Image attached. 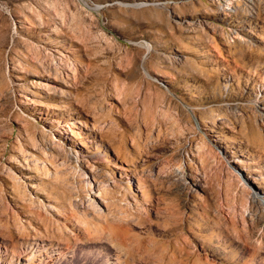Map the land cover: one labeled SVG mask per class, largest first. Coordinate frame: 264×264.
<instances>
[{
	"label": "rangeland",
	"instance_id": "374dc122",
	"mask_svg": "<svg viewBox=\"0 0 264 264\" xmlns=\"http://www.w3.org/2000/svg\"><path fill=\"white\" fill-rule=\"evenodd\" d=\"M0 264H264V0H0Z\"/></svg>",
	"mask_w": 264,
	"mask_h": 264
},
{
	"label": "bare ground",
	"instance_id": "6f19581e",
	"mask_svg": "<svg viewBox=\"0 0 264 264\" xmlns=\"http://www.w3.org/2000/svg\"><path fill=\"white\" fill-rule=\"evenodd\" d=\"M254 259V258H253ZM254 262V261H253ZM257 263V262H256Z\"/></svg>",
	"mask_w": 264,
	"mask_h": 264
}]
</instances>
